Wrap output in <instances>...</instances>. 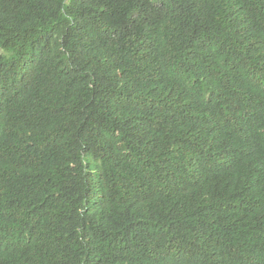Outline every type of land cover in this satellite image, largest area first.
Returning a JSON list of instances; mask_svg holds the SVG:
<instances>
[{
  "label": "trees",
  "instance_id": "1",
  "mask_svg": "<svg viewBox=\"0 0 264 264\" xmlns=\"http://www.w3.org/2000/svg\"><path fill=\"white\" fill-rule=\"evenodd\" d=\"M0 264H264V0H0Z\"/></svg>",
  "mask_w": 264,
  "mask_h": 264
}]
</instances>
